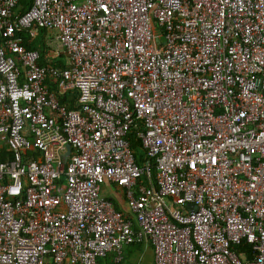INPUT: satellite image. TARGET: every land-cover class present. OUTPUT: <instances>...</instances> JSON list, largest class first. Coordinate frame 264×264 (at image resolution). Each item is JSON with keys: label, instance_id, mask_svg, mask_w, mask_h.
Here are the masks:
<instances>
[{"label": "built area", "instance_id": "1", "mask_svg": "<svg viewBox=\"0 0 264 264\" xmlns=\"http://www.w3.org/2000/svg\"><path fill=\"white\" fill-rule=\"evenodd\" d=\"M17 5L0 0V264H121L131 245L264 264V0ZM37 29L63 68L17 37Z\"/></svg>", "mask_w": 264, "mask_h": 264}, {"label": "trees", "instance_id": "2", "mask_svg": "<svg viewBox=\"0 0 264 264\" xmlns=\"http://www.w3.org/2000/svg\"><path fill=\"white\" fill-rule=\"evenodd\" d=\"M31 3H32V0H18V5L16 7L17 14L19 15L25 14L29 10ZM43 34H44V31L37 29L36 36L33 39L30 38L27 32L18 33L17 37L21 40L22 45L27 50L29 51L37 50L38 52H40L42 58H44L46 55V46H45V42H43L42 40ZM63 56L64 55L60 56L55 61H53L54 63L52 64H54V67H57V68L64 67V63L62 60ZM42 63L45 64L44 61ZM58 99L62 104H66L69 108H73L76 102V94L70 95L68 93L64 95H58ZM137 126L138 125L132 128V130L127 136V139L129 142V147H130L132 155L136 156L138 163H142L144 159H143V154H142L141 147H140V142H138L134 137V133H135V130H137ZM143 248H144V245H131V246L126 247L124 249V254H125L124 261L121 264H132L131 261L133 259L137 260L138 257L143 253ZM240 251L246 253L248 257H251V250L249 249L248 245L241 246ZM150 262L152 263V258L148 260L149 264ZM99 264H114V263L112 262L111 257H107L103 260H100Z\"/></svg>", "mask_w": 264, "mask_h": 264}, {"label": "rangeland", "instance_id": "3", "mask_svg": "<svg viewBox=\"0 0 264 264\" xmlns=\"http://www.w3.org/2000/svg\"><path fill=\"white\" fill-rule=\"evenodd\" d=\"M35 36H36V34L33 35V38H35ZM42 40L48 46V47L46 46V51L47 50L49 51V56H51L50 59L56 60L60 56L64 55L62 48L60 47V45L55 40V36L53 33L44 32V34L42 36ZM62 60H63L64 65H66L67 59L65 58V56H63ZM101 193L103 196H105L107 198H111V200L114 201L115 205L118 203L116 207L120 211H124L126 209V204H124L122 202L123 198L120 196V191L118 188L113 187V186H109V185H104ZM119 198L121 199V201H119ZM150 258H152L151 250H150L148 245H144L143 253L138 257L137 260L133 259L131 261V263L132 264H149L148 260ZM150 264H151V262H150Z\"/></svg>", "mask_w": 264, "mask_h": 264}, {"label": "crops", "instance_id": "4", "mask_svg": "<svg viewBox=\"0 0 264 264\" xmlns=\"http://www.w3.org/2000/svg\"><path fill=\"white\" fill-rule=\"evenodd\" d=\"M37 32V31H36ZM36 32H35V34H36ZM33 39V38H32ZM44 42V41H43ZM46 44V43H45ZM45 46H47V44L45 45ZM48 47V46H47ZM50 57L51 56H49V51L47 50L46 51V55H45V59H50ZM51 61H55V60H52V59H50ZM119 191H120V196L123 198V195H122V191L119 189ZM109 199H111V198H109ZM119 201H121V199L119 198ZM123 203H124V198H123V201H122ZM118 204V203H117ZM117 204H116V206H117ZM125 204V203H124Z\"/></svg>", "mask_w": 264, "mask_h": 264}, {"label": "water", "instance_id": "5", "mask_svg": "<svg viewBox=\"0 0 264 264\" xmlns=\"http://www.w3.org/2000/svg\"><path fill=\"white\" fill-rule=\"evenodd\" d=\"M68 152H69V147L66 146V147H65V152H64V154H63V156H62V161H63V162H65V160H66V156H67Z\"/></svg>", "mask_w": 264, "mask_h": 264}]
</instances>
